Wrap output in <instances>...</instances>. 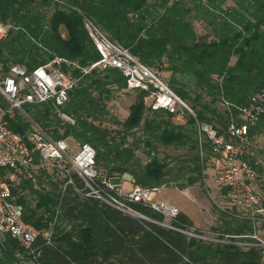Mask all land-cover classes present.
I'll return each instance as SVG.
<instances>
[{
  "label": "trees",
  "instance_id": "16d2710c",
  "mask_svg": "<svg viewBox=\"0 0 264 264\" xmlns=\"http://www.w3.org/2000/svg\"><path fill=\"white\" fill-rule=\"evenodd\" d=\"M87 19L141 62L159 68L196 118L188 114L184 123L177 122L167 110L152 109L144 90H133L126 117L114 118L115 128L105 125L108 101L115 92L132 90L126 89L118 68L83 72L100 57ZM0 23L10 24L0 39V79L12 65L31 70L54 56L65 59L61 66L68 74L79 77L65 103L25 105L8 117L9 127L26 136L37 124L51 138L91 144L100 177L127 173L137 185L180 189L204 183L213 150L196 120L221 132L231 115L264 88V0H0ZM195 24L203 31L197 32ZM61 112L74 121L62 118ZM249 133L264 134V114ZM161 146L177 152L161 155ZM245 157L251 162L256 158ZM255 167L259 170L261 164ZM62 183L47 172L37 182L18 177L11 183L24 220L41 231L51 229V243H43L40 235V254L33 259L7 236L0 245V264H264L260 248L231 242L240 237L208 240L181 231L193 227L183 212L169 219L173 227H168L162 224L166 217L147 205L129 203L147 218L137 217L82 196L71 185L63 191ZM227 203L231 210L218 209V222L210 230L219 239L250 232V220L239 218Z\"/></svg>",
  "mask_w": 264,
  "mask_h": 264
},
{
  "label": "built area",
  "instance_id": "2783aa9c",
  "mask_svg": "<svg viewBox=\"0 0 264 264\" xmlns=\"http://www.w3.org/2000/svg\"><path fill=\"white\" fill-rule=\"evenodd\" d=\"M85 26L100 57L83 68V72L91 68H118L125 76L126 89L144 90L145 102L152 109H165L180 123L186 121L188 114L196 118L193 108L168 85L159 68L141 62L128 48L112 41L92 21L87 19ZM9 28V23H0V39L6 36ZM64 61L54 56L31 70L12 65L0 79V96L3 99V103L0 102V168L6 169L3 175L0 173V245L4 244L7 236L15 238L33 259L40 254L39 236H42L43 243H51L52 230L41 231L24 220L23 205L11 191V183L18 177L37 182L44 172L53 173L63 180V191L71 185L82 196L98 198L137 217L144 215L133 211L130 202L147 205L170 220L179 212L174 204L154 197L163 186L137 185L131 176L123 181L100 177L95 164V148L89 143L76 142L74 150L65 138H51L42 129L35 128L23 136L9 127L8 117L16 110H23L25 105L48 100L57 105L65 103L69 90L77 84L79 77L71 76L62 68ZM223 104L229 107L226 100ZM263 114L264 88H261L250 96L236 115H231L221 132L210 123L196 120L198 131L205 133L212 144V173L209 177L214 179L225 200L236 208L239 218L250 220L252 230L241 235L225 234L227 239H219L217 234L204 236L191 230L181 231L208 240L230 241V236L240 237L241 240L231 242L258 247L264 254V159L255 158L251 162L245 157L250 144L256 141V136L249 133L250 127ZM60 115L74 121L65 112ZM256 164H261L259 170ZM124 182H128L130 187L124 188ZM162 224L173 227L167 222ZM23 262L40 264L34 260Z\"/></svg>",
  "mask_w": 264,
  "mask_h": 264
},
{
  "label": "rangeland",
  "instance_id": "374dc122",
  "mask_svg": "<svg viewBox=\"0 0 264 264\" xmlns=\"http://www.w3.org/2000/svg\"><path fill=\"white\" fill-rule=\"evenodd\" d=\"M197 32H202L203 28L201 24H195ZM135 91L121 90L115 92V95L107 103V120L104 124L110 127H116L113 119L123 120L128 114L129 105L134 100ZM36 129H41L37 124H34ZM256 141L250 144L248 154L256 157L258 160L264 159V134H260L255 137ZM75 150L77 144L75 140H68ZM160 154L164 153H176L177 150L161 146L159 148ZM137 154L146 159L145 154L138 150ZM102 176H104L103 171ZM204 183H196L192 186L184 189L177 188L171 185H165L158 189L154 194L156 199H163L171 204H174L179 212L185 213L192 221L193 228H199L203 230L204 236H216V232L210 230L211 226H215L218 222V209L231 210L230 205L221 196L219 190L216 187V183L213 178L209 177L212 173L211 159L206 163ZM130 177L125 173L122 176L112 177L113 181H123ZM124 188H129L128 182L123 183ZM165 222H169L166 218ZM22 263H25L22 261Z\"/></svg>",
  "mask_w": 264,
  "mask_h": 264
},
{
  "label": "water",
  "instance_id": "95a60500",
  "mask_svg": "<svg viewBox=\"0 0 264 264\" xmlns=\"http://www.w3.org/2000/svg\"><path fill=\"white\" fill-rule=\"evenodd\" d=\"M143 217H145V216H143Z\"/></svg>",
  "mask_w": 264,
  "mask_h": 264
}]
</instances>
